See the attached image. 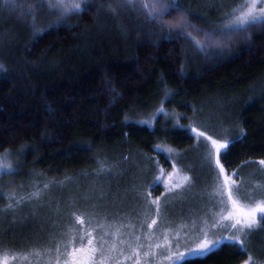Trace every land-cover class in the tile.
Returning a JSON list of instances; mask_svg holds the SVG:
<instances>
[{"label": "trees", "instance_id": "1", "mask_svg": "<svg viewBox=\"0 0 264 264\" xmlns=\"http://www.w3.org/2000/svg\"><path fill=\"white\" fill-rule=\"evenodd\" d=\"M180 3L193 25L225 39L226 54H195L186 37L97 6L75 23L52 26L41 19L35 28L0 10V153L24 151L22 177L32 165L58 180L68 172L90 174L97 156L106 166L129 167L143 155L155 166L167 164L154 147L167 142L192 148L189 125L230 142L221 155L229 170L264 160V24L229 39L213 27L216 16L206 18ZM148 119L153 126L143 123ZM213 125L228 135L214 133ZM104 178L112 184L124 180ZM154 183L150 179L146 187ZM48 234L19 218L17 228L0 232V241H16L17 254L25 258L19 250ZM245 247L247 252L225 243L191 264H242L249 254L264 264V220Z\"/></svg>", "mask_w": 264, "mask_h": 264}, {"label": "rangeland", "instance_id": "2", "mask_svg": "<svg viewBox=\"0 0 264 264\" xmlns=\"http://www.w3.org/2000/svg\"><path fill=\"white\" fill-rule=\"evenodd\" d=\"M183 1L206 18L216 16L217 23L213 26L216 29H219L225 13H231L240 4L251 2ZM14 2L23 7L9 8L4 6L5 0H0V10L8 17H15L18 22L31 27L33 17L29 15V5L34 6L36 25L42 19L50 20L53 26L75 23L86 8L97 6L113 13L108 8L109 3L116 7L115 14H132L138 19H145L148 24H154L149 21L146 9L140 8V0H136L135 8L121 6L123 0H64L67 4L79 3L81 8L68 11L59 20V11L50 10L46 0ZM51 2L55 4L56 0ZM151 2L152 0H145V3ZM256 7L264 8V0H256ZM194 25L202 31L194 30L193 37L205 45L203 50L197 48L192 39L186 37L195 54L223 55L230 50L225 39H215L212 37L213 32L195 23ZM153 121L154 119H148L143 123L153 126ZM202 124L207 128L212 126ZM211 129L221 137L228 135L220 126L213 125ZM207 134L210 135L208 132ZM213 139L219 138L213 136ZM154 150L158 160L164 155L169 162L165 164L162 161L155 166L149 157L143 155L135 156L129 167L118 163L106 166L97 156L98 166L90 174L84 172L81 176L68 172L63 180H58L36 165H32L22 177L24 151L0 153V162L11 165L10 168L5 166L0 170V195L5 199V203L0 206V232L17 228L19 218L33 220L37 228L49 231L48 238L19 250L25 252V258L19 257L17 243L13 240L0 241V253H8L9 264H73L66 252L73 248H88V240L92 239L96 252L91 260L95 264H173L180 253L194 247L193 239L202 232H207L212 239L238 234L236 229L230 227L227 219V186L223 195L219 192L224 176L230 178L229 186L240 200L252 203L264 199V165L259 163L261 160L229 170L222 163L221 155L226 150L222 149L219 160L224 172L220 173L211 143L204 137L196 136L192 148L184 150L161 142ZM122 175L126 178H122ZM109 176L124 180L122 183L118 181L112 184L111 180L104 178ZM185 176L188 177L187 180L184 179ZM150 179H154L155 183L148 189L146 186ZM118 184H121L120 187L114 189V185ZM59 195H63L62 198ZM153 201L159 204V210ZM221 216L225 218L221 219ZM50 217L54 218L53 223L49 221ZM247 237L241 234L244 244ZM225 243L236 244L235 241L223 239L218 249ZM14 254L18 256L16 260L11 259ZM251 264L263 263L252 259Z\"/></svg>", "mask_w": 264, "mask_h": 264}, {"label": "snow or ice", "instance_id": "3", "mask_svg": "<svg viewBox=\"0 0 264 264\" xmlns=\"http://www.w3.org/2000/svg\"><path fill=\"white\" fill-rule=\"evenodd\" d=\"M46 2L50 10L56 9L59 11L60 16L58 20L68 11L80 10L81 8L79 3L67 4L64 0H56L55 4H53L51 0H46ZM4 6L13 9L23 7L21 4L14 2V0H5ZM121 6L135 8L137 6L136 0H123ZM139 6L142 9H146L149 21L156 24L161 31L167 30L169 34L175 31L177 36L192 39L195 47L202 50L205 48V45L200 40L193 37L192 31H189V29H194L196 31L202 30L197 29L196 26L191 23L188 19L189 10L185 8L179 0H152L151 3H145V0H140ZM108 8L113 13L116 12V7H114L112 3L108 4ZM33 9L34 6L29 5V15L33 17L32 26L35 28L36 22ZM173 13H176V15L172 16ZM167 16H172V19H165ZM257 23L264 24V8L257 9L256 0H251L250 3L245 2L233 8L231 13H225L223 20L220 22L218 31L222 35L229 36L230 38L229 34L247 31L249 27ZM37 30L42 31L41 29ZM216 43H219V41H216ZM0 70H5L2 64H0ZM158 111H164V109L161 107ZM181 127L184 126L181 125ZM188 130L195 134L197 138L204 137L206 141L211 143L212 151H214L216 155V164L219 165L220 173H223L224 167L220 164L219 157L221 155V150L228 148L229 141L227 139H213V136L208 135L207 132L200 131L199 128L192 125L188 126ZM259 163L264 165V160H261ZM5 166L8 168L11 167L10 164L3 165L2 162H0V170ZM184 179L187 180L188 177L185 176ZM229 184L230 178L224 176V183L220 186L219 192L223 195L225 187L227 186V219L230 221V227L236 229L238 234L231 237L212 239L209 238L207 232H202L201 235L193 239L194 247L187 249L184 253H180L179 257L173 261V264H191V261L197 258L206 257L218 249L223 239L235 241L242 251L247 252L244 240L241 239V234L247 237L252 230L259 227L261 220H264V199L255 200L252 203L244 202L240 200L238 196L234 195ZM238 191L239 187L237 186V192ZM153 203L157 205V210H159V204L156 201H153ZM220 218L224 219L225 217L221 216ZM152 223L154 224L155 220H153ZM149 227H151V225H149ZM213 227H215V225H213ZM69 243H71V241H69ZM92 244V239H89L88 248H73L70 252H66V255L71 258L73 264H89V261L90 264H95V261H92L91 257L95 254L96 248L93 247ZM57 251H59V249H57ZM103 255V252H101L102 257ZM17 258L18 256L15 254L11 256L12 260H16ZM252 259V256L249 254L248 260H245L244 264H251ZM0 264H9V256L0 253Z\"/></svg>", "mask_w": 264, "mask_h": 264}]
</instances>
